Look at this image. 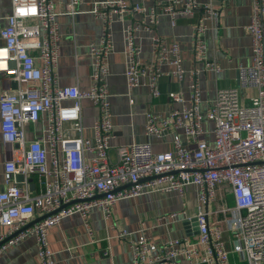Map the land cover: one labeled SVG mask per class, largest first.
I'll return each instance as SVG.
<instances>
[{
  "label": "built area",
  "instance_id": "built-area-1",
  "mask_svg": "<svg viewBox=\"0 0 264 264\" xmlns=\"http://www.w3.org/2000/svg\"><path fill=\"white\" fill-rule=\"evenodd\" d=\"M141 1L90 3L88 13L100 21L101 35L89 46L92 80L89 89L81 91L76 85L59 84L60 28L55 0H11L12 13L0 31V156L4 157L0 243L6 241L1 248L33 235L40 263L57 264L47 235L64 218L79 215L86 219L93 208H99L108 219L121 200L149 193L183 195L188 186H195L200 203L193 217L195 243L176 238L157 244L144 235L133 239L125 230L118 237L129 241L134 264H227L223 232L210 224L203 210V205L216 201L218 186L226 184L235 203L228 223L233 250L249 264H264V0H251L247 29L252 38V63L238 67V86L220 88L205 112L200 74L221 71L207 60L206 21L217 20L219 12L197 0H157L150 7ZM85 3L70 0V13H77ZM199 13L204 14L193 27L192 42L194 60L202 68L186 72L179 42L158 35L157 26L163 16L175 27L180 19ZM138 15L142 21H127L128 16ZM116 22L124 24V75L129 90L146 86L151 97L159 99L163 96L161 78L190 82L186 100L180 92L167 94L180 107L167 115L146 114L145 134L157 139L171 135V150L155 152L148 143L133 142L117 147L114 161L110 157L113 114L107 60L113 51ZM141 30L156 33L151 39L150 63L140 60L142 49L137 40ZM85 100L99 111L90 127L84 126L82 118ZM43 117L47 128L37 134L35 126ZM206 120L213 126L212 143L207 140ZM87 129L92 137L85 136ZM177 215L167 218L174 222ZM43 216L47 217L20 232ZM198 247L204 248V256Z\"/></svg>",
  "mask_w": 264,
  "mask_h": 264
},
{
  "label": "crops",
  "instance_id": "crops-1",
  "mask_svg": "<svg viewBox=\"0 0 264 264\" xmlns=\"http://www.w3.org/2000/svg\"><path fill=\"white\" fill-rule=\"evenodd\" d=\"M109 0H86L78 7L77 13H70V0H55L54 10L58 14L60 28V58L58 64L59 84L61 86H78L86 91L91 85L92 58L89 46L97 43L101 35V23L90 13V3ZM157 0H142L141 3L150 7ZM162 1V0H160ZM201 6H214L219 12L217 20H207L208 32L205 35L207 60L214 62L221 71L202 72L199 84L203 98V112L215 99L220 88L238 86V67L252 63V38L248 32L252 14L251 0H197ZM12 13L11 0H0V31L6 27V17ZM204 13L196 14L187 19H180L172 27L167 16L160 19L157 34L169 42L178 41L181 46L182 66L186 72L202 68L196 64L193 52V27ZM128 22L142 21V16H128ZM123 25H113V51L109 55L107 84L113 114V134L110 140V157L116 158V148L135 143H148L153 151L164 152L172 149V136L157 139L145 134L146 114L167 115L181 104L171 101L169 91L180 92L188 98L190 82L187 78L177 80L163 77L160 87L163 96L153 99L146 86L129 90L126 85ZM156 33L141 30L138 44L141 46L140 60L150 63L152 55L151 39ZM1 43V40H0ZM166 71L171 68H164ZM2 78L0 77V82ZM0 83V91L2 90ZM82 118L84 126L90 127L98 116V109L88 101H82ZM68 127V125H66ZM208 132V142H213L210 133L212 123L204 122ZM47 128L46 118L35 126L37 134ZM181 137L183 133L177 132ZM85 136L92 137L87 129ZM29 137L34 134L29 133ZM4 157L0 156V174ZM200 206L198 190L188 186L183 195L176 192L167 194L149 193L137 198L119 201L113 208L112 217L106 219L99 208H93L88 217L79 215L64 218L58 225L48 230V244L53 259L57 264H134L133 252L129 241L119 238L120 231L131 232L130 236L137 239L140 235L151 237L157 244H163L176 238H187L191 243L197 241V233L189 236L184 223L193 218ZM234 197L230 187L220 184L217 188V199L203 210L208 212L210 224L217 225L223 232V241L229 252L227 264H249L234 252L231 232L228 223L232 218ZM229 209L228 212H224ZM178 214L174 222L167 217ZM164 218V219H162ZM162 219V220H161ZM200 256L205 250L198 247ZM107 253V255H105ZM0 264H41L38 258V244L35 236L29 235L17 244L0 248ZM187 264V262H183Z\"/></svg>",
  "mask_w": 264,
  "mask_h": 264
},
{
  "label": "water",
  "instance_id": "water-1",
  "mask_svg": "<svg viewBox=\"0 0 264 264\" xmlns=\"http://www.w3.org/2000/svg\"><path fill=\"white\" fill-rule=\"evenodd\" d=\"M16 87H17V85L14 83V84H13V88H16ZM137 143H138V142H137ZM17 179H18L19 181H22L23 178H22V176H18ZM33 187H34V186H31V189H33ZM46 217H47V216H43V217H39V218L35 219V220L32 221L31 223H29L25 228H23L20 232H23V231H25L27 228L32 227L33 225L37 224V223L40 222L41 220L45 219ZM184 226H185V229H186V231H187V235L191 236V235L197 233V232H196L197 227H196V220H195V218H192L191 220L185 221ZM20 232L14 234L13 236H11V238L17 236ZM11 238H10V239H11ZM5 242H6V241L0 243V248L5 244Z\"/></svg>",
  "mask_w": 264,
  "mask_h": 264
},
{
  "label": "rangeland",
  "instance_id": "rangeland-1",
  "mask_svg": "<svg viewBox=\"0 0 264 264\" xmlns=\"http://www.w3.org/2000/svg\"><path fill=\"white\" fill-rule=\"evenodd\" d=\"M1 149V148H0Z\"/></svg>",
  "mask_w": 264,
  "mask_h": 264
}]
</instances>
